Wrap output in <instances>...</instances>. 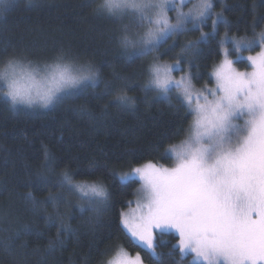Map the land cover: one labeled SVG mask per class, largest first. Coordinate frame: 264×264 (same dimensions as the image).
I'll return each instance as SVG.
<instances>
[{
	"label": "snow or ice",
	"instance_id": "obj_1",
	"mask_svg": "<svg viewBox=\"0 0 264 264\" xmlns=\"http://www.w3.org/2000/svg\"><path fill=\"white\" fill-rule=\"evenodd\" d=\"M14 3L0 0V19ZM257 7L254 3V19L251 25H244V35L233 34L241 31L240 26L229 21L223 11L215 12L214 0H102L95 9L96 15L127 21L121 23L118 40L120 55L129 66L157 54L147 65L148 80L141 90L145 94L155 91L157 98L169 103L175 100L174 110L183 113L181 119L190 117V122L186 120L187 127L181 125L173 136L165 137L172 140L184 135L180 143L155 145L157 150L164 148L162 157L174 158L172 167L149 161L120 174L105 163L92 173L100 175L92 182L75 183V174L64 172L55 184L80 193L81 215L90 212L99 216L113 207L117 190L141 182L135 210L131 214L121 210L115 229L124 231L132 246L143 245L146 254L157 261V247L164 243L157 238V231L160 235L174 231L176 243L169 254L178 250L182 260L191 255L189 264H264V28L256 32L257 24H264V12L257 14ZM209 20L211 30L201 31ZM195 31H200L195 40L184 44L170 57L171 62H162L178 45L179 37ZM169 40L173 43L165 48ZM257 46L260 51L255 55H243ZM205 52L220 62L208 73V81L197 87L202 77L194 71L196 59ZM65 55L61 51L53 62H42V70L30 60H8L0 70L4 102L13 109H49L95 89L100 70L91 64L74 67L65 62ZM245 61L250 70H239L236 64ZM174 73L181 75L177 79ZM114 79L124 78L116 75ZM213 82L214 87H209ZM114 90V85L106 84L104 94L111 95ZM136 103L135 98L120 94L115 107L124 110ZM44 155L43 166L51 171L56 158L47 149ZM123 162L121 157L116 160ZM30 183L42 191L52 181L38 173ZM26 199L33 207L66 204L62 195L49 194L38 200L30 192ZM46 219L54 224L61 218L57 213ZM60 229L75 235L70 224L61 222ZM64 244L58 231L49 250ZM115 253L114 258L101 259L99 264H143L139 253L131 258L122 247ZM99 255L103 258L106 253Z\"/></svg>",
	"mask_w": 264,
	"mask_h": 264
},
{
	"label": "trees",
	"instance_id": "obj_2",
	"mask_svg": "<svg viewBox=\"0 0 264 264\" xmlns=\"http://www.w3.org/2000/svg\"><path fill=\"white\" fill-rule=\"evenodd\" d=\"M101 3L102 0H15L0 19V69L10 59L30 60L43 68L42 62H53L63 51L65 62L74 67L91 64L100 70V83L95 89L89 88L86 93L66 99L54 108L18 106L13 109L0 96V264H99L101 259L106 261L115 256V250L120 247L131 255L139 253L143 264H189L191 261L190 255L182 260L178 250L169 254L176 243L174 233L157 232V238L164 241L157 247V261L143 247L129 244L124 231L115 229L118 213L125 211L135 198L139 181L117 190L113 207L99 216L90 212L81 215L78 212L82 203L80 193L55 184L64 172L74 173L75 183L92 182L100 178L99 173H92L105 163L118 173L149 161L171 167L174 160L171 156L162 157L164 148L157 150L155 145L168 146L186 138L181 135L165 139L173 136L181 125L187 127L186 120L190 122V117L181 119L183 113L172 107L175 100L169 103L163 97L157 98L154 91L145 94L141 90L148 80L146 68L154 53L129 66L120 55V22L95 14ZM254 3L258 5L257 14L264 12V0H214V11H223L229 21L240 26L241 31L233 34L244 35V25H251L254 19ZM262 28L264 24H257L256 32ZM210 30L211 20L201 31ZM220 34L221 37L224 34L222 27ZM199 35L200 31H195L179 37L178 45L162 57V62H171V56ZM247 35H252L251 27ZM219 62L207 52L196 59L194 71L202 77L197 87L208 81V73ZM236 66L249 70L246 62ZM116 75L124 79L115 80ZM106 84L114 85L111 95L104 94ZM120 94L135 98L136 105L118 110L115 103ZM45 149L57 161L51 171L43 166ZM118 157L124 162L116 163ZM38 173L52 181L42 191L30 183ZM30 192L38 200L49 194L62 195L66 204L33 207L26 199ZM57 213L61 219L49 224L46 217ZM61 222L70 224L76 230L75 235L64 234ZM58 231L65 244L49 250V242L56 240ZM101 251L106 253L103 258L99 255Z\"/></svg>",
	"mask_w": 264,
	"mask_h": 264
},
{
	"label": "rangeland",
	"instance_id": "obj_3",
	"mask_svg": "<svg viewBox=\"0 0 264 264\" xmlns=\"http://www.w3.org/2000/svg\"><path fill=\"white\" fill-rule=\"evenodd\" d=\"M189 7H191V4L189 5ZM188 9L187 8H185L184 9V11H187ZM169 15L170 16H174L175 15V13H169ZM127 21H123V22H120V24L121 23H126ZM256 49V50H255ZM254 50H252V51H246V52H244L243 53V55L245 56V57H247L248 55H255L258 51H260V48L257 46L256 48H255ZM155 56H156V53H154V56H152V58H151V60H153L154 58H155ZM233 59H234V57H232ZM246 62V61H245ZM238 64V63H237ZM247 64V63H246ZM237 67V66H236ZM238 68V67H237ZM4 69V67L3 68H1L0 70H3ZM239 70H241L240 68H238ZM41 70H42V68H41ZM250 70V69H249ZM241 71H245V69L244 70H241ZM174 75L176 76V78L178 79L179 78V76L181 75V73H174ZM211 87H214V82H213V84L211 85ZM155 92V91H154ZM156 93V92H155ZM175 93V92H174ZM172 158V157H171ZM173 160H174V158H172ZM174 163H175V161H174ZM174 163H173V165H174ZM172 165V166H173ZM171 166V167H172ZM128 171V170H127ZM123 172H121L120 174H122ZM140 183V187H139V189H138V191L136 192V196H135V198L131 201V203L128 205V207H127V209L124 211L125 213H129V214H131L134 210H135V208H136V202L140 199V188H141V182H139ZM158 232V231H157ZM171 233H174L175 235H176V233L174 232V231H172ZM139 246H141V247H143L144 248V246L143 245H139ZM129 256L131 257V258H135V256L136 255H131L130 253H129ZM115 256H113L112 258H114ZM112 258H110V259H112ZM190 259L192 260V256L190 255Z\"/></svg>",
	"mask_w": 264,
	"mask_h": 264
}]
</instances>
